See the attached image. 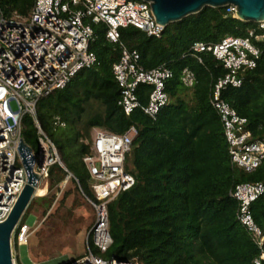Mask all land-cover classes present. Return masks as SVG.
Instances as JSON below:
<instances>
[{
	"label": "trees",
	"instance_id": "obj_1",
	"mask_svg": "<svg viewBox=\"0 0 264 264\" xmlns=\"http://www.w3.org/2000/svg\"><path fill=\"white\" fill-rule=\"evenodd\" d=\"M33 3L0 0V10L6 18L14 13L27 17ZM91 27L89 50L97 64L36 105L40 129L62 163L48 168L49 191L68 178L74 194L92 210L90 230L95 216L87 198L94 201V197L82 162L89 153L90 133L96 128L122 135L133 126L137 134L124 167L134 184L107 206L112 244L103 258L136 264H254L260 250L237 221L238 204L229 194L238 184H264V159L250 173L231 165L220 118L210 105L213 87L226 71L209 53L201 54L198 62L190 48L198 42L219 43L225 36L244 38L256 24L239 21L224 7L205 8L171 24L159 39L125 27L119 29V43L112 44L104 24ZM253 43L260 50L255 68L244 72L240 87L223 89L221 98L247 120L254 140L264 141V45ZM119 44L137 51L144 70L163 66L172 73L165 87L169 102L155 120L140 109L127 116L118 105L120 93L111 69L119 60ZM185 68L196 77L191 89L180 82ZM150 89L138 86L141 105L147 103ZM22 139L36 150L37 130L29 116L23 119ZM69 195L70 191L64 193L65 198ZM53 202L54 195L34 196L20 224L38 204L46 216ZM251 213L264 234V194L252 204ZM40 246L47 258L50 245Z\"/></svg>",
	"mask_w": 264,
	"mask_h": 264
},
{
	"label": "built area",
	"instance_id": "obj_2",
	"mask_svg": "<svg viewBox=\"0 0 264 264\" xmlns=\"http://www.w3.org/2000/svg\"><path fill=\"white\" fill-rule=\"evenodd\" d=\"M227 12L236 18L234 6H227ZM98 24L105 25V37L112 44L119 43L120 28L134 27L156 39L164 32L149 4L140 0H34L27 17L14 13L6 18L0 10V223L7 218L26 184L17 151L25 116L33 119L37 130V148L31 156L32 172L40 176L38 186L46 179L49 167L62 166L54 144L36 120V105L40 99L65 88L78 73L97 64L89 43L91 26ZM253 41L264 45V22L247 30L244 38L225 36L219 43L198 42L190 48L198 62L201 63V54L209 53L226 71L213 87L210 105L220 118L231 165L246 173L255 170L264 159V141L254 140L247 129V120L222 100L221 91L240 87L244 72L255 68L260 50ZM119 46V60L111 69L120 93L118 105L127 116L140 109L155 120L169 102L165 87L172 73L163 66L144 70L136 50ZM180 82L191 89L196 77L185 68ZM139 85L151 88L145 105L140 104L136 95ZM136 134L133 126L122 135L96 128L91 131L89 153L82 162L94 197V201L87 198L94 212V223L86 236L84 253L75 261L64 259L56 264H136L103 258L112 244L107 206L134 184L124 164ZM65 183L61 182L58 188ZM263 194L262 183L238 184L229 194L238 204L237 221L260 250L254 264L264 261V234L254 222L251 206ZM32 230L20 222L14 230L10 243L13 264H19L17 250L28 245Z\"/></svg>",
	"mask_w": 264,
	"mask_h": 264
},
{
	"label": "rangeland",
	"instance_id": "obj_3",
	"mask_svg": "<svg viewBox=\"0 0 264 264\" xmlns=\"http://www.w3.org/2000/svg\"><path fill=\"white\" fill-rule=\"evenodd\" d=\"M64 181L66 183L63 188L57 187L50 191L46 179L39 183L35 196L54 195V202L46 216H42L40 204L24 216V224L33 230L28 245L17 250L19 264H41L62 256L71 260L84 253L93 213L89 205L74 194L70 180L67 178ZM68 191L71 195L65 198L64 193ZM48 215L54 216L48 219ZM43 243L51 247L47 258L43 256L44 247L40 246Z\"/></svg>",
	"mask_w": 264,
	"mask_h": 264
},
{
	"label": "water",
	"instance_id": "obj_4",
	"mask_svg": "<svg viewBox=\"0 0 264 264\" xmlns=\"http://www.w3.org/2000/svg\"><path fill=\"white\" fill-rule=\"evenodd\" d=\"M149 4L151 12L158 24L165 28L197 14L205 8L235 7V16L241 22L258 24L264 22V0H140ZM17 151L26 173V184L20 192L11 212L0 223V264H13L11 257V236L22 219L31 199L38 188L39 175L32 172L34 158L32 149L19 140ZM40 164V161H39ZM65 256L41 264H56Z\"/></svg>",
	"mask_w": 264,
	"mask_h": 264
}]
</instances>
